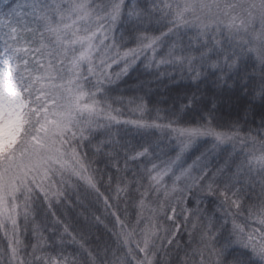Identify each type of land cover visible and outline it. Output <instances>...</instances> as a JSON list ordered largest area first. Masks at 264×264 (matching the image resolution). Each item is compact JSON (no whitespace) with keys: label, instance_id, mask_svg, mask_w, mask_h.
Returning a JSON list of instances; mask_svg holds the SVG:
<instances>
[{"label":"snow or ice","instance_id":"1","mask_svg":"<svg viewBox=\"0 0 264 264\" xmlns=\"http://www.w3.org/2000/svg\"><path fill=\"white\" fill-rule=\"evenodd\" d=\"M0 264H264V0H0Z\"/></svg>","mask_w":264,"mask_h":264},{"label":"trees","instance_id":"2","mask_svg":"<svg viewBox=\"0 0 264 264\" xmlns=\"http://www.w3.org/2000/svg\"><path fill=\"white\" fill-rule=\"evenodd\" d=\"M139 74L137 73H133V77L132 79L134 80ZM141 79H146V76H140ZM132 81L130 80L129 83H131ZM205 85H201V88H204ZM207 87L210 88V85H208ZM174 95V93H173ZM244 104V101H240L239 103L233 102L230 104H222L219 108V113L222 117V119L224 121H230V120H234L237 117H240L243 115L242 113V106ZM253 111H255L257 113V119H258V114L261 111V107L259 105V103H257L253 109ZM251 119V116L249 117ZM82 211V209L80 208H75L73 209H69L68 212L66 213L67 218L74 224V226L76 227H80L84 224V217L83 216H77L78 213H80ZM93 211H95V213L97 215H103L104 214V210L102 205H94L93 206ZM63 214V213H62ZM105 223H108V220H105ZM109 226H111L109 224ZM97 237H99V241L103 242V241H107L109 240V234L105 231L104 225H96L95 227L91 228V241L93 243V245H95V243L97 242Z\"/></svg>","mask_w":264,"mask_h":264}]
</instances>
